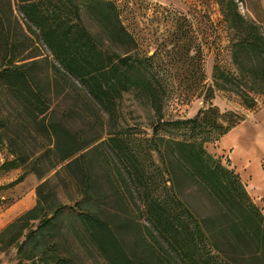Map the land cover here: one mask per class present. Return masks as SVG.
I'll use <instances>...</instances> for the list:
<instances>
[{"label": "trees", "instance_id": "trees-1", "mask_svg": "<svg viewBox=\"0 0 264 264\" xmlns=\"http://www.w3.org/2000/svg\"><path fill=\"white\" fill-rule=\"evenodd\" d=\"M216 1L233 32L230 48L239 75L264 86V33L254 21L238 12L234 0ZM16 2L21 19L14 15L11 0L0 3V144L12 156L7 168L28 167L24 139L11 133V128L17 132L32 131L51 144L48 150L54 161L49 164L50 169L36 171L34 165L30 170L23 168V173L37 172L40 179L83 150L84 145H77L81 132L70 129L51 108L55 94L70 96L74 101L70 109L79 117L95 120L104 112L116 120L118 100L123 93L134 91L148 99L161 118L159 92L153 78L144 71L142 58L131 53L134 38L121 23L113 3L83 1L86 14L94 17L108 37L111 48L106 50L82 24L76 0ZM39 40L49 55L32 51L34 41ZM118 48L124 51L119 52ZM241 58L250 63V70L241 69ZM212 78L213 85H207L204 93L207 105L191 118L170 122L186 128L187 137L166 139L164 147L154 148L167 180L173 183L174 173L190 180L216 209L204 218L203 226L193 218L187 221L184 214L188 210L173 196L150 189L151 173L139 163L132 146L116 136L109 137V145L120 161L129 165L123 167L124 172L142 198L150 228L138 233L134 248L127 249L109 221L92 210L90 204L73 203L71 210L108 264H264V215L249 197L238 174L203 147L206 141L218 140L243 121L242 115L229 110L220 112L210 102L214 89H224L225 84L235 82L237 77L214 66ZM257 91L264 93V87ZM236 92L247 107L254 105L245 92L240 89ZM8 108L15 111L12 119L7 115ZM82 157L80 154L66 166L78 164ZM77 169L85 195L92 180L82 167ZM47 185L48 179L40 182L35 205L0 230V252L15 249L17 261L12 264H38L36 258L42 260L40 264H66L65 257L50 254L49 246L42 245L45 231L64 206L48 202L52 190L43 193Z\"/></svg>", "mask_w": 264, "mask_h": 264}, {"label": "rangeland", "instance_id": "rangeland-1", "mask_svg": "<svg viewBox=\"0 0 264 264\" xmlns=\"http://www.w3.org/2000/svg\"><path fill=\"white\" fill-rule=\"evenodd\" d=\"M2 0H0L1 3ZM79 4L81 22L109 50L111 45L107 35L102 33L93 16L85 12V0ZM114 4L121 23L134 38L135 46L130 51L138 54L143 61V69L153 78L160 95L161 118L151 102L134 91L123 93L117 102V119L109 118L104 112L95 120L77 116L70 108L74 101L70 96L55 94L51 108L56 116L72 130L81 132L77 145H84L82 151L50 170L43 178L37 172L23 173V168L36 171L50 169L54 161L49 152L51 144L36 133L13 128L11 133L24 139L26 163L28 167L7 168L12 156L4 144H0V230L24 211L32 208L37 199V185L48 179L43 193L52 190L48 202L61 204V214L53 225L45 231L42 245L66 259V264H108L85 232L82 222L70 206L82 201L103 219L109 221L115 234L124 241L127 249L136 245L138 233L150 228L144 212L142 198L136 193L113 148L109 137L116 136L126 141L136 151L139 163L151 173L149 187L156 193L173 196L188 211L187 221L195 219L204 225V218L214 211L204 192L190 180L174 173L167 180L162 162L155 145L165 146L166 139L186 138L189 131L176 127L170 122L193 117L200 108L207 105L204 93L207 85H213V67L220 68L228 75L237 77L228 82L224 89H214L210 102L220 112L234 111L243 116V121L218 140H208L203 144L207 153L232 169L240 178L251 200L264 215V93L261 85L254 84L239 75L232 61L231 38L233 32L223 18L216 0H103ZM238 12L247 20L254 21L264 33V0H234ZM14 15L21 19L16 0H11ZM123 52V48L117 49ZM32 51L49 55L42 41H34ZM242 70H250V63L241 58ZM237 89L245 92L254 105L247 107ZM10 118L15 111L8 108ZM223 138V139H222ZM222 139V140H221ZM237 150L242 158L251 159V168L237 169L230 158L229 148ZM224 147V148H223ZM227 147V148H225ZM83 154L78 164H66ZM258 161L257 169L254 167ZM36 159H38L37 162ZM129 163V162H128ZM77 167H82L91 177L88 192L83 195ZM258 178H257V177ZM21 177L20 180H17ZM259 179V183L253 179ZM126 219L129 222H126ZM126 222V223H125ZM34 221L33 225H36ZM152 241V240H151ZM17 261L14 248L0 252V264ZM40 264L42 260L36 258Z\"/></svg>", "mask_w": 264, "mask_h": 264}, {"label": "crops", "instance_id": "crops-1", "mask_svg": "<svg viewBox=\"0 0 264 264\" xmlns=\"http://www.w3.org/2000/svg\"><path fill=\"white\" fill-rule=\"evenodd\" d=\"M224 137V136H223ZM223 139V138H222ZM221 139V140H222ZM228 148H229V152H230V158L232 159V162H233V164H234V166H236L237 167V169L239 168V169H243V168H247V170L249 171V172H251L250 171V168H251V159L249 158V157H245V158H242L241 157V155H239V154H237V150L235 149L234 151H232V147L229 145V146H227ZM227 147H225V148H227ZM224 148V147H223ZM259 159H260V157L257 159V163H256V165H255V167H254V170H256L257 169V166H258V161H259ZM257 177V176H256ZM258 178V177H257ZM253 181L254 182H256V183H259V179H253ZM261 190H264V184H262V188H261Z\"/></svg>", "mask_w": 264, "mask_h": 264}]
</instances>
